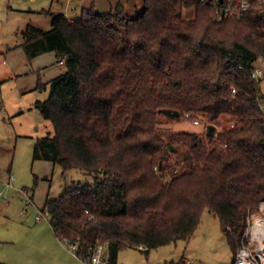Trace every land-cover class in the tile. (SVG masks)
Returning a JSON list of instances; mask_svg holds the SVG:
<instances>
[{
    "label": "trees",
    "instance_id": "1",
    "mask_svg": "<svg viewBox=\"0 0 264 264\" xmlns=\"http://www.w3.org/2000/svg\"><path fill=\"white\" fill-rule=\"evenodd\" d=\"M142 1L131 17L89 7L20 31L27 57L54 51L65 65L35 102L52 132L36 138L32 158L92 177L47 195L41 210L82 260L98 242L116 264L121 249L187 240L205 209L235 254L245 216L261 203L264 212V102L251 76L264 16L255 0L240 19L219 18V0ZM161 109L233 126L165 132Z\"/></svg>",
    "mask_w": 264,
    "mask_h": 264
},
{
    "label": "rangeland",
    "instance_id": "2",
    "mask_svg": "<svg viewBox=\"0 0 264 264\" xmlns=\"http://www.w3.org/2000/svg\"><path fill=\"white\" fill-rule=\"evenodd\" d=\"M51 1L0 0V51L3 52H0V80H2L0 88L2 101L0 107V170L1 180H3V175L8 174V170L13 177L12 187H5L3 183H0V191L7 198L6 200L0 198V203L7 205L4 210L5 215H0V237H15L16 234L21 239L10 243L0 242V264H5L2 262L7 261L2 255L6 253V248L14 251L24 245L21 241L28 233L26 227L30 230L34 224L35 215L42 211L46 195L55 198L63 192L66 184L92 181L91 176L85 175L77 168L71 169L63 177L58 164L49 163L45 167L43 162H39L40 164L34 166L32 148L36 138L52 132L51 122L42 116L34 102L37 98L41 100L47 98L49 85H46L47 89H33L32 91L24 89L29 78L21 71L22 59L15 57V63L12 64L4 54L8 52L6 50L8 44L16 45L22 41L20 31L27 24L43 29L51 27L49 22V10H52L50 9ZM21 53L24 55L22 49ZM23 57L24 70L27 72L30 60L26 56ZM8 67L12 72L15 70L16 75L12 73L11 77L7 78L9 75H5L4 71ZM260 95L264 102V76L260 80ZM210 125L217 132L231 128L233 122L222 116ZM208 126L194 125L180 116L173 118L166 115L160 116L158 124V128L165 132L204 133L208 130ZM178 169L180 167H177ZM43 171L45 174L40 175ZM20 189H26L32 196L31 204H24V195L18 193ZM260 206L263 209L262 203ZM256 213L264 215L260 207L258 211L250 214L255 215ZM37 223H48V216L43 217ZM246 226L244 218L243 229L239 231L240 236ZM21 227L25 233L21 232ZM30 247L35 257L41 255L44 250V247L38 244L30 245ZM233 256L234 253L222 223L212 212L205 209L197 228L189 239L160 245L147 252L138 247L121 249L118 252L116 264H180L183 261L186 264H232Z\"/></svg>",
    "mask_w": 264,
    "mask_h": 264
},
{
    "label": "crops",
    "instance_id": "3",
    "mask_svg": "<svg viewBox=\"0 0 264 264\" xmlns=\"http://www.w3.org/2000/svg\"><path fill=\"white\" fill-rule=\"evenodd\" d=\"M142 3H143L142 0H52L50 3V7H51L50 9L52 10L51 11L49 10V14H50L49 22L51 24L52 15L58 13L64 14L68 20L72 21L81 15L83 9L89 7H92L97 12L107 13L109 11H114L115 8H117L118 6L120 8L122 7L125 14L131 17L142 9ZM20 43L16 45L8 44L6 48L8 52L4 54L9 58V60H11L12 64L15 63L14 61L15 57H18L19 60L22 59L20 65L22 67L21 71L24 74H26L29 78V80L26 82L24 86V89H28L29 91L30 90L32 91L33 89H47L46 85H49V81L55 76L65 71V65L57 61L56 54L54 51H46L29 58L25 54L23 48L19 46ZM21 49L23 50L24 55L21 53ZM23 56H26L30 60L29 62L30 67L27 72H25L24 70ZM62 66H64V68H62ZM14 71L13 72L10 71L8 67L5 69L4 74L9 75L7 76V78L8 77L10 78L12 73L13 74L17 73ZM39 82L41 84L40 87H38ZM1 83L2 80H0V88H1ZM36 100H41V99L37 98ZM1 105H2V101L0 97V107ZM33 161H34V166L40 164L39 162H43L42 164H45V167L47 164L52 163L51 161L42 160V159H36ZM7 172L8 174L3 175L2 178L3 180H6L8 178V175L11 174L10 170H8ZM44 174L45 172L43 171L42 174L40 175H44ZM6 207L7 205L0 203V215L1 214L5 215L4 210ZM36 215H35L34 224L31 226L30 230L28 227H26V232L28 233L21 241V243H23L24 245L19 246L14 251H10L9 248H6V253H3L2 255L5 256L4 258L7 261H3L2 263L14 264L11 262H17L22 264H34V263L35 264H85L84 261L78 256H76L67 247L65 243L59 240L53 228L49 224V221L48 223L45 224L37 223L40 222L42 218L36 219ZM21 229H22L21 232L25 233L22 227ZM15 237L12 236L6 238L0 237V242L10 243L17 240H21L18 236H16V234ZM35 244L44 247L43 252L38 257L34 256L33 250L30 247V245H35Z\"/></svg>",
    "mask_w": 264,
    "mask_h": 264
},
{
    "label": "built area",
    "instance_id": "4",
    "mask_svg": "<svg viewBox=\"0 0 264 264\" xmlns=\"http://www.w3.org/2000/svg\"><path fill=\"white\" fill-rule=\"evenodd\" d=\"M251 1L252 0H219V3L214 5V12L219 18L233 17L240 19L250 9ZM255 1L259 12L264 16V0ZM262 30L264 35V27ZM59 63H63V60H60ZM251 76L255 80H259L264 76V57H259L253 62ZM234 90L235 89L232 88V91ZM183 118L194 125L208 126L212 124L202 114L185 112ZM12 180L13 177L9 174L8 178L2 181L0 170V182H2L5 187H12ZM18 193L24 195L25 205L32 203V196L29 195L26 189H20ZM0 198L4 200L7 199L1 191ZM260 210L263 211L262 206H260ZM257 214L261 213L246 215L245 222L247 226L242 232V235L238 238V246L233 256L232 264H264V229L261 228V221H259V217H263L264 215ZM46 216H48V213L46 211H41L40 214L36 215V219H41ZM66 245L75 254L77 244L72 243ZM140 248L143 249L144 247L140 246ZM83 261L85 264H110L108 242H98L90 246L89 254Z\"/></svg>",
    "mask_w": 264,
    "mask_h": 264
},
{
    "label": "water",
    "instance_id": "5",
    "mask_svg": "<svg viewBox=\"0 0 264 264\" xmlns=\"http://www.w3.org/2000/svg\"><path fill=\"white\" fill-rule=\"evenodd\" d=\"M164 115L169 116V117H173V118H177L179 117V112L176 110H171V109H161L160 110ZM209 130H214L213 126H208ZM170 147L172 148V145H170Z\"/></svg>",
    "mask_w": 264,
    "mask_h": 264
},
{
    "label": "bare ground",
    "instance_id": "6",
    "mask_svg": "<svg viewBox=\"0 0 264 264\" xmlns=\"http://www.w3.org/2000/svg\"><path fill=\"white\" fill-rule=\"evenodd\" d=\"M259 215H262V214H259ZM259 221H261V228L264 229V216L263 217H259Z\"/></svg>",
    "mask_w": 264,
    "mask_h": 264
}]
</instances>
